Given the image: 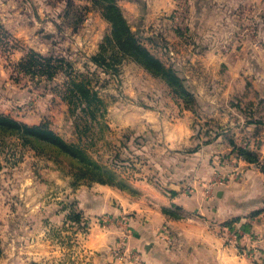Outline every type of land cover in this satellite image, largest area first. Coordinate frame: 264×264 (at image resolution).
I'll use <instances>...</instances> for the list:
<instances>
[{"label":"rangeland","instance_id":"374dc122","mask_svg":"<svg viewBox=\"0 0 264 264\" xmlns=\"http://www.w3.org/2000/svg\"><path fill=\"white\" fill-rule=\"evenodd\" d=\"M222 1L116 0L130 37L123 24L112 30L103 0H0V112L28 124L45 122L73 144L76 155L0 130V196L13 204L19 178L35 173L45 183L52 171L56 178L47 198L70 231L55 229L52 235L76 242L73 236L90 227L76 205V188L99 182L97 177L122 189L132 179L157 182L161 144L153 126H142V117L157 110L169 114L174 93L144 68L135 46L171 64L188 85L185 54L211 44L229 46L227 51L239 40L252 46L257 36L263 45L264 0ZM28 50L40 56L24 68L18 62ZM130 114L135 122L127 125ZM72 211L80 212L81 223L67 217ZM20 221L13 218L14 225Z\"/></svg>","mask_w":264,"mask_h":264},{"label":"crops","instance_id":"0c3cea01","mask_svg":"<svg viewBox=\"0 0 264 264\" xmlns=\"http://www.w3.org/2000/svg\"><path fill=\"white\" fill-rule=\"evenodd\" d=\"M260 39L252 46L239 40L227 51L229 46L206 45L183 56L193 102L174 95L169 114L142 117L143 127L157 130L160 179H132L125 189L102 182L76 188V205L90 221L84 235L73 236L76 242L52 235L55 229L70 235L47 198L53 172L45 183L35 173L19 178L13 204L0 196V264H264ZM174 41L182 49L179 37ZM125 122L133 124L134 116ZM231 226L256 236L260 260H249L225 240L223 231Z\"/></svg>","mask_w":264,"mask_h":264},{"label":"trees","instance_id":"16d2710c","mask_svg":"<svg viewBox=\"0 0 264 264\" xmlns=\"http://www.w3.org/2000/svg\"><path fill=\"white\" fill-rule=\"evenodd\" d=\"M97 1H101V0H97ZM102 7L104 11L108 9L110 10L112 14V19L106 17L104 13H103L104 14L103 16L108 19L113 31L118 30L120 25L123 24L126 26L125 30L127 34L130 37H133L132 34H130L129 32L126 21L124 20L120 12L121 10L118 4L116 3V0H103ZM144 38L146 39V37ZM149 39H152V38H149ZM135 48H136V51L138 50L141 52V54L143 53L142 56H144L145 58L142 64L147 71H149L152 75L162 78L164 82L166 83V85L169 88H171V91L174 93V95L176 97L182 98L185 104L188 105L193 102V97L187 91L188 88L185 84V81H183V78L180 76L178 70L175 67H173L171 64L170 65L166 64L160 58H158L157 56H154L153 53H151L150 50H148L147 48L146 49L144 47L140 48L139 45H136ZM36 56L39 57L40 55L33 50H28L25 53V55L21 57V59L18 62V65L25 68L29 64V61L34 59ZM42 58H44L43 60H48L45 57H42ZM92 58H95V57L93 56ZM0 130L4 132H9V133H15L17 134L19 138H21V140L24 143H28L33 146H35L34 145L35 142H38L41 145L55 146V148L58 149V151H61L63 154L70 155L68 151H70L71 154H73V151L70 150V147H72L73 144L66 142L58 133H56L54 130L49 128L45 122H40L38 124H28L26 122H21L13 118L9 114L0 112ZM75 152L76 151H74V153ZM73 156H74L73 158L76 157V155L74 154ZM246 157L253 159V160L256 159L255 156L253 155H247ZM94 179L102 183L112 184L111 182H108V181L106 182L98 177ZM117 186L122 188L121 184ZM67 217L70 220H75L77 222L80 221V223L82 222V215H80V212L78 211L69 212Z\"/></svg>","mask_w":264,"mask_h":264},{"label":"built area","instance_id":"2783aa9c","mask_svg":"<svg viewBox=\"0 0 264 264\" xmlns=\"http://www.w3.org/2000/svg\"><path fill=\"white\" fill-rule=\"evenodd\" d=\"M225 228V227H224ZM224 237L225 240L228 241L234 248H236L237 252L241 255H244L249 260L258 261L259 258L262 257V251L256 245V236L249 232L246 228L242 226L238 227H230L225 228ZM83 230V235H84Z\"/></svg>","mask_w":264,"mask_h":264}]
</instances>
